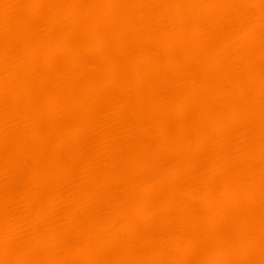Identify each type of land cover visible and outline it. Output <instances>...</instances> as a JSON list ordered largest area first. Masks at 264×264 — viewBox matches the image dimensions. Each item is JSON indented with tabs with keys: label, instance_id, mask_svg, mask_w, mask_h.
Listing matches in <instances>:
<instances>
[{
	"label": "bare ground",
	"instance_id": "obj_1",
	"mask_svg": "<svg viewBox=\"0 0 264 264\" xmlns=\"http://www.w3.org/2000/svg\"><path fill=\"white\" fill-rule=\"evenodd\" d=\"M0 264H264V0H0Z\"/></svg>",
	"mask_w": 264,
	"mask_h": 264
}]
</instances>
